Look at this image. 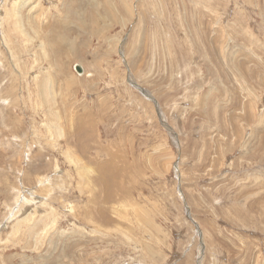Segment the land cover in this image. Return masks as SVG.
<instances>
[{
    "label": "rangeland",
    "instance_id": "1",
    "mask_svg": "<svg viewBox=\"0 0 264 264\" xmlns=\"http://www.w3.org/2000/svg\"><path fill=\"white\" fill-rule=\"evenodd\" d=\"M0 264H264V0H0Z\"/></svg>",
    "mask_w": 264,
    "mask_h": 264
},
{
    "label": "water",
    "instance_id": "2",
    "mask_svg": "<svg viewBox=\"0 0 264 264\" xmlns=\"http://www.w3.org/2000/svg\"><path fill=\"white\" fill-rule=\"evenodd\" d=\"M74 68H75V70H76L77 72H80V71H81V68H80L79 65H75Z\"/></svg>",
    "mask_w": 264,
    "mask_h": 264
},
{
    "label": "bare ground",
    "instance_id": "3",
    "mask_svg": "<svg viewBox=\"0 0 264 264\" xmlns=\"http://www.w3.org/2000/svg\"><path fill=\"white\" fill-rule=\"evenodd\" d=\"M19 3H20V2H19ZM18 13H19V12H18ZM13 14H14V13H13ZM15 16H16V17H18V14H17V15H15ZM80 72H81V71H80ZM80 72H79V73H80ZM38 83H39V82H38Z\"/></svg>",
    "mask_w": 264,
    "mask_h": 264
}]
</instances>
